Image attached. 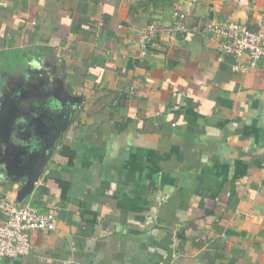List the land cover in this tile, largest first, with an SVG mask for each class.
I'll list each match as a JSON object with an SVG mask.
<instances>
[{
	"label": "crops",
	"instance_id": "obj_1",
	"mask_svg": "<svg viewBox=\"0 0 264 264\" xmlns=\"http://www.w3.org/2000/svg\"><path fill=\"white\" fill-rule=\"evenodd\" d=\"M262 15L264 0H0L15 131H47L41 83L78 100L21 203L0 141V201L56 213L29 255L0 264H264V64L233 73L203 31Z\"/></svg>",
	"mask_w": 264,
	"mask_h": 264
},
{
	"label": "built area",
	"instance_id": "obj_2",
	"mask_svg": "<svg viewBox=\"0 0 264 264\" xmlns=\"http://www.w3.org/2000/svg\"><path fill=\"white\" fill-rule=\"evenodd\" d=\"M185 15L174 13L172 29L185 32ZM256 29L236 23H207L203 31L215 35L224 54L232 57L231 71L244 72L254 68L258 63L264 64V15L256 22ZM156 35V27L149 24L138 37L140 55L145 56L147 48ZM0 213L5 220L0 224V261L15 260L29 255L31 246L30 232L33 230L51 231L55 228L56 213L54 211L38 212L35 208L25 205L18 206L13 202L0 201Z\"/></svg>",
	"mask_w": 264,
	"mask_h": 264
},
{
	"label": "water",
	"instance_id": "obj_3",
	"mask_svg": "<svg viewBox=\"0 0 264 264\" xmlns=\"http://www.w3.org/2000/svg\"><path fill=\"white\" fill-rule=\"evenodd\" d=\"M40 88L42 90L41 94L45 98L50 96V91L54 96L52 103H47L51 114L48 111H43L44 113L39 115L41 118H49L47 127L46 122L41 124L44 128H48L45 133H38L37 135L38 123L34 125L35 120L28 123L31 131L29 134H23L20 127L15 131L14 117L17 105L11 98L6 101L3 110L0 111V141L3 145L2 161L10 184L20 185L17 191L18 203L23 202L26 196L33 192L35 183L44 173L60 137L61 129L57 127L59 121H62L64 117L69 118L78 107V100L75 97L67 96V93H62L60 89L51 84L41 83ZM53 130L55 134H53Z\"/></svg>",
	"mask_w": 264,
	"mask_h": 264
}]
</instances>
